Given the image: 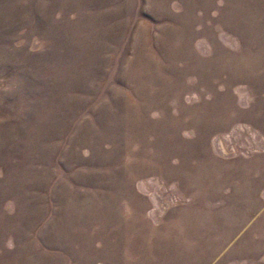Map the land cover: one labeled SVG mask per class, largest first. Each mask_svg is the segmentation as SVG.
I'll return each mask as SVG.
<instances>
[{
    "label": "rangeland",
    "instance_id": "rangeland-1",
    "mask_svg": "<svg viewBox=\"0 0 264 264\" xmlns=\"http://www.w3.org/2000/svg\"><path fill=\"white\" fill-rule=\"evenodd\" d=\"M0 264H264V0H0Z\"/></svg>",
    "mask_w": 264,
    "mask_h": 264
}]
</instances>
